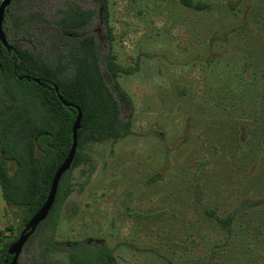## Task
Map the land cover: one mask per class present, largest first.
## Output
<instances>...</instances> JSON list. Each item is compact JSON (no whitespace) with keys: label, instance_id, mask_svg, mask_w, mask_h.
<instances>
[{"label":"rangeland","instance_id":"374dc122","mask_svg":"<svg viewBox=\"0 0 264 264\" xmlns=\"http://www.w3.org/2000/svg\"><path fill=\"white\" fill-rule=\"evenodd\" d=\"M191 1L208 9L185 7L182 0H105L104 6L99 0H29L45 23L30 29L22 49L39 44L49 54L60 51L64 38L54 22L60 11L77 7L93 17L74 35L93 37L104 73L109 52L122 67L139 65L117 78L129 102L108 84L132 134L81 148L95 159V169L89 178L86 164L71 172L55 232L59 246L94 238L114 248L130 241L177 264L202 262L210 245L224 241L203 219L204 209L221 216L244 201L264 202V0ZM4 27H12L7 18ZM262 202L240 212L214 264H264ZM25 210L7 207L0 192V259L24 229ZM158 213L164 215L138 217ZM40 228L18 264L38 261L46 236ZM114 252L118 264H167L130 247ZM46 262L69 264L65 253Z\"/></svg>","mask_w":264,"mask_h":264},{"label":"trees","instance_id":"16d2710c","mask_svg":"<svg viewBox=\"0 0 264 264\" xmlns=\"http://www.w3.org/2000/svg\"><path fill=\"white\" fill-rule=\"evenodd\" d=\"M99 1L101 6L105 5V0ZM182 3L198 11L208 9L206 4H193L191 0H182ZM92 17V12L77 7L60 11L54 25L59 36L64 38V45L60 51L49 54L43 51L45 45L36 44L33 50L21 48L22 42L31 39L30 29L37 23H45L29 0L11 3L5 12L3 30L7 41L9 36L11 49L0 48V189L3 201L10 208H26L24 227L46 201L54 173L69 153L72 126L77 117L76 110L65 107L59 95L82 113L77 131V149L70 170L60 179L48 217L27 241L35 239L44 225L46 236L40 245L38 261L31 264H47L49 255L56 253H65L69 264H118L114 251L122 247L145 251L167 264H177L155 249H140L130 241L117 242L111 248L101 239L67 242L64 247L55 240L59 211L70 194L72 170L86 164L89 178L95 169V159L81 148L88 144L117 141L132 134L130 122L119 119V103L108 84H113L112 89L121 100L129 102L117 78L119 75L134 74L139 65L122 67L115 63L114 56L109 52L103 57L106 73L102 71L93 37L78 38L74 35L86 28ZM6 18L12 23L11 29L4 27ZM10 165L13 166L12 173L9 171ZM150 178L151 183L156 181V176ZM194 195L197 202L202 201L199 189L195 190ZM261 202L244 201L233 212L221 216L216 210L204 209L201 214L203 219L216 225L214 227L224 236V241L210 245L208 255L202 262L189 260L181 264H214L213 254L229 244L240 212ZM163 215L158 213L152 217H138L158 219ZM9 246L2 251L0 264L10 263ZM174 246L191 250L187 244Z\"/></svg>","mask_w":264,"mask_h":264},{"label":"water","instance_id":"95a60500","mask_svg":"<svg viewBox=\"0 0 264 264\" xmlns=\"http://www.w3.org/2000/svg\"><path fill=\"white\" fill-rule=\"evenodd\" d=\"M11 3L12 0L0 1V48L4 47L7 49V51H10L11 47L7 42L5 32L3 30V22H4L5 12L7 8L11 5ZM35 82L39 83L38 81ZM54 90L58 95V91L56 87H54ZM58 98L65 107H70L72 109H75L77 112V117L72 126V144L67 157L54 173L46 201L44 202L42 207L33 215V217L27 222V224L25 225L24 229L22 230L16 241L13 242L8 247V255L12 257L9 264H18L19 257L21 256L25 244L30 239V237L36 232L39 225L43 223L48 217V214L55 201L57 187L60 182V179L67 171L70 170L72 162L74 160V156L77 149V131L80 129L82 113L80 109L74 106L73 104L66 103L65 101H63L59 95Z\"/></svg>","mask_w":264,"mask_h":264},{"label":"crops","instance_id":"0c3cea01","mask_svg":"<svg viewBox=\"0 0 264 264\" xmlns=\"http://www.w3.org/2000/svg\"><path fill=\"white\" fill-rule=\"evenodd\" d=\"M0 192H1V189H0ZM1 197H2V194H1ZM2 200H3V198H2Z\"/></svg>","mask_w":264,"mask_h":264}]
</instances>
